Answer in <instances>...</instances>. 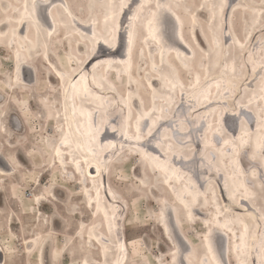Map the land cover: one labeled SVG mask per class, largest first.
<instances>
[{"label": "rangeland", "instance_id": "obj_1", "mask_svg": "<svg viewBox=\"0 0 264 264\" xmlns=\"http://www.w3.org/2000/svg\"><path fill=\"white\" fill-rule=\"evenodd\" d=\"M149 1L152 2V0L143 2L145 12H141L140 0H126V3L119 1L116 7L118 19L131 28L134 27L132 23L136 20L139 30L143 31L142 39H138L139 34H135L137 46L135 50L133 49L135 65L130 69L132 72L128 69L127 61V50L130 46L122 51V57L113 59L108 56L99 59L94 67H89L98 51L97 43L95 54L88 55L92 46L91 31L94 26H98L106 14L100 0H65L75 16L92 27L87 29L84 37L76 33L83 37L81 41L75 36L69 43L63 38L64 28L59 27L57 34L47 43L48 50L45 56L42 54V49L37 53L35 50L34 59L29 61L31 64L22 72L25 77H29L31 76L29 69H35V81L31 77L27 80V84L17 82L14 51L0 48V152L13 165L11 174L6 177H1L0 174V243L7 251V264H85L87 260L88 264H94L101 259L98 247L91 239L77 237L80 229L83 230L84 236H87L88 226L100 222V219H96L98 208L94 213L90 206L86 207V201L82 197L83 183H80L75 176L72 177V174H67L58 168L52 156L56 141L60 139L62 130L69 123L67 119L70 117L69 113L73 112L74 117L76 115L75 106L70 98L72 96L67 95L66 90L72 85L76 76L84 74L92 83L98 82L102 84V88L107 89V91L103 90L104 94L101 95L104 98L106 96V105L94 111V113L99 111L97 114L99 122L103 127L118 131V134H123L127 138L136 141L148 139L158 129L163 118L171 120L182 109L181 117L166 126L161 131V141L154 143V145L159 143L162 145L157 151H151L148 155L157 156L156 159L168 166L171 164L170 158L175 156L195 160L191 169L194 170L193 173L197 178L199 176V179H202L199 186L202 184L205 196L204 204L199 206L201 212L193 211L192 217L190 211L192 207L189 209V206H184L178 201L167 183L166 176L160 171L161 167L149 160L147 152L141 154L142 149L139 145L123 147L124 142H120L121 138L118 134L107 136V138H115L104 143L100 148L98 161H103L108 151L112 150V152L107 158L108 168L105 164L98 178L100 180L97 185L98 194L107 191L112 200L119 199L121 202L117 203L118 208L108 206V210L116 226L115 229L117 230L118 227L122 229L123 238L129 242L131 250L128 259L125 243L115 239L113 243H109L115 249L114 257L109 264H177L178 259L176 260L175 257L177 243L180 254L185 252L186 247L179 240L175 244L171 229L167 231L165 228V224L170 228L167 220L170 203L176 207L179 230L194 248L191 254L192 264H213L214 260H211L204 247L205 235L210 231V227L219 230L220 226L216 221L220 217L222 220L229 218V222L232 220L229 224L232 228L228 226L227 229L219 230L226 235L230 243L231 250L226 259L227 264L245 262L262 264L264 261V220L262 222L256 220L253 225L246 215L239 216L229 212L220 183L231 193L230 197H234L233 200L237 205L247 197V194L238 190L235 193L231 179L226 175L222 177L212 170L214 165L217 168H219L217 165H220L221 169L224 167L228 172H233L235 164L232 158L237 155L247 168L251 181L255 183L253 189L255 200L250 203L258 210L259 218L264 219V195H261L260 191L261 169L258 164L249 162L250 150L245 154L242 153L249 145L245 144L246 142L243 144L247 137L245 133L248 134V143H250V134L253 135L254 143L258 146L264 140V96L262 95L264 93V0H209V2L187 0L188 16L178 13L184 22V35L192 46L188 47L192 55L187 59L186 68L182 69L176 65L172 71L158 67L162 66L159 64L158 53L149 44L148 38L152 33L147 36L146 27H154L153 4ZM204 7L209 13L198 17ZM213 8L216 9L217 27H220L218 28L221 36L220 49H217L216 45L215 48L213 47L208 27ZM123 9L126 11L128 9L126 19L123 18ZM166 15L164 12L166 29L164 38L170 42L174 37L175 28L170 16L167 15L166 18ZM56 16L58 18L62 15L59 13ZM133 16L136 18L133 19ZM45 20L43 18L42 22L46 24ZM198 29L199 39L195 38L194 34ZM126 32H129L128 28ZM122 36H125L124 32ZM97 39L99 41V38ZM80 42L82 46L79 45ZM2 44L3 42H0V47ZM109 60H112V64H108ZM171 62L174 64V59ZM58 68L62 70L71 68L66 82L58 81L52 75V69ZM155 78L165 80L172 78L170 82L176 81L178 87L175 85L171 92L165 90L162 84L153 89L152 82ZM110 92L113 93L106 95ZM136 99H138L137 106H135ZM217 100L220 102L211 108L202 109ZM242 108L255 110L257 118L253 120L250 114L244 115ZM147 109H150L149 115L145 112ZM230 114L233 116L229 117ZM142 115L151 118L145 134L137 131L138 122L139 125L144 124ZM227 117L235 121L236 129L226 123ZM252 120L255 122L253 130L249 123ZM70 124L72 128L75 125L72 121ZM58 127L60 133L57 132ZM214 127L216 129H213ZM176 128L186 134L183 139L177 138L176 141L181 142L182 145L179 148L173 140ZM212 130L214 134H211ZM250 130L251 133H248ZM77 132L79 133L78 130ZM216 132L224 135L225 138L235 136L233 139V143L237 144L235 150L222 156L219 148L206 143V140L209 137L213 138ZM233 143L228 145L229 148L233 147ZM263 143L264 141L259 146L261 149ZM202 145L205 150V160H202L201 156ZM167 146L169 149L166 148ZM211 152L217 157L215 164L209 161L208 154ZM90 156L93 157V154L90 153ZM92 157H88V160H92ZM13 159L20 167L13 164ZM221 159L225 164L221 163ZM84 165L87 166L86 161ZM108 172L112 178L108 179L109 175H107L104 180V173L109 174ZM45 187L52 188L58 198L67 195L66 189L78 190L75 199L78 200L82 211L77 213L71 226L66 228L61 222L55 228L56 219L52 218L51 205L43 199L37 202V197L42 194ZM58 190H61V193H58ZM114 194H117L118 198ZM117 214L120 218L116 221ZM241 219L251 223L252 234L249 235L247 246L240 240L241 228H235L234 225ZM172 229L175 232V229ZM170 232L173 237L169 235ZM30 240L35 242L28 243ZM216 245H219V252L222 255V239ZM123 246L125 248L119 263V252Z\"/></svg>", "mask_w": 264, "mask_h": 264}, {"label": "bare ground", "instance_id": "obj_2", "mask_svg": "<svg viewBox=\"0 0 264 264\" xmlns=\"http://www.w3.org/2000/svg\"><path fill=\"white\" fill-rule=\"evenodd\" d=\"M100 1H101L100 3L102 4L104 10L106 11V14L103 17V19L98 23V26L97 25L94 26V29L91 31V35L95 33L96 37L99 38V42H98V47H97L98 51L94 55L92 62L89 64V67L91 66L94 67L99 59H103L108 56H111L113 59L122 57L123 56L122 51L126 50L125 48H127V46H130L129 48L130 51L127 50V53H128L127 61H128V66H129L128 69L129 70L131 68L133 69V66L135 65L134 60H133L134 50L136 49V46H137L136 45L137 37H135V34H139L138 39H140L143 31L139 30L136 20L134 23H132V26H134L136 29L134 31V27L131 28L129 26H126L122 20L117 18V14H118L116 11L117 4L119 1L126 3V0H100ZM140 1H141V4H143L144 0H140ZM186 1L187 0H152L151 3L149 1L150 4H153L152 5L153 7L152 16L154 15L153 17L154 27L152 28L150 26L149 28L147 26L146 33H147V36H149L152 33L151 34L152 36H149L148 38L149 44H151V47L154 48L155 51H157L159 61H160L159 64L162 65L158 67H162L163 70L168 69L172 71L176 65L182 69L186 68L185 65L188 61L187 59L189 55H192L188 49V47L191 48L192 46L188 42L186 36L184 35V32H185L184 22L182 21L178 13V12H181L183 15L187 14L188 7L186 5ZM205 2H209V0H205ZM32 3H33V0H0V42H3L0 48L2 50L7 49L8 51H11V50L14 51V58L16 61L15 75L18 76L17 82L21 84L23 83L27 84V80L31 77L35 81L36 79L35 69L33 68L29 69L30 75H31L29 77H25V75L22 74V72L25 71V68L27 65L31 64L29 61H32L34 59L33 52H35V50H37L36 51L37 53L38 51H41L42 49L43 51L42 54L45 56L48 50L47 43L50 39L52 40V37L55 34H57V30L59 29V27L62 26V28H64L65 33L63 35V38L67 40V43H69L70 39L74 38L75 36L78 37L81 41L84 35H86L85 33L87 29L92 27L88 23L81 21L77 16H75V14L72 12L70 8V5L67 2H65V0H35L36 7L34 11L31 8ZM25 4L29 5L27 10L24 8ZM157 5H159V7H157ZM44 9H45V12H43ZM127 11L123 9L124 19H126L127 17ZM142 11L145 12V7L141 8V12ZM164 12H166V14L170 16V18L172 19L174 23L175 30H174V37L171 40L172 43L171 41L169 42L164 38L165 33H166V29L164 26L165 19H163ZM59 13H61L62 16L57 18L56 14H59ZM208 13L209 11H207L206 8L204 7L202 11L200 12V14H198L197 16L199 17V15H202V14L207 15ZM215 15H216V9L213 8L211 20L209 22L208 27H209V32L211 35L210 38H212L211 42H212L213 47L215 48V45H216L218 46L217 49H220L219 46H220L221 36L219 35L220 31L218 30V28L220 27H217V23H216L217 18L215 17ZM135 16L137 17V12ZM168 16L166 18H168ZM43 18L44 20L46 18L45 20L46 24L42 22ZM166 22L168 23L170 21H166ZM114 23L117 28V31L115 33L116 45L114 47L109 48L108 45L104 43L103 38L107 36L108 39L111 41L112 37L109 33L111 32V29ZM127 28L129 29V32H126ZM133 31H134V35H133ZM198 31L199 29L194 32L195 38L197 39H199ZM123 32L125 34L124 37L122 36ZM76 33H79L83 37L79 36ZM129 33H131V45H129L128 43ZM79 45L82 46L83 44L80 42ZM195 45L197 44L195 43ZM172 59H174V64L171 62ZM109 61H111V63H108V64H112V60H109ZM52 72H53L52 75L54 76L56 80L66 82V78L68 77V74L71 72V68L64 69V70L59 69V68L56 70L52 69ZM130 72L132 71L130 70ZM77 78H79L78 81H76ZM171 79L172 78H170V80ZM170 80L155 78L152 82V88L155 89L157 85L162 84L164 85L165 90H167L168 92H171L175 88L176 81L170 82ZM68 81L70 82L71 79ZM74 82H75V85L73 86ZM73 83H71L72 85L69 86L68 90H66L67 91L66 94L67 95L71 94L70 96H72L70 98H72V102L75 106L76 115L74 117L73 112L69 113L70 117L67 118L69 123L62 130L60 139L56 141L52 156H54V159H55L54 162L58 166V168L64 170L65 173L67 174H72V177L75 176L77 180L79 179L80 181L82 180L85 181L83 183L84 185L81 184L84 187L82 197H84L86 201V207L90 206L91 210L94 213L98 208L96 219L97 218L100 219L99 220L100 222H95L88 226L87 236H84L83 230L80 229L78 231L77 237L79 238L84 237L85 239H91L98 247L101 259L100 260L98 259L99 261L94 262V264H109L111 258L114 257V253H115L114 246L109 245V243L111 242L113 243L115 239L117 240L120 239L122 242L125 243V247L127 248L128 259H129L131 255V250L129 249V242L123 238V232L120 227H118L117 230L115 229L116 226H114L113 219L108 210V206H113L115 207V209L118 208L117 203L118 202L121 203V202L119 201V199L112 200L109 194L107 193V191L105 193L104 191H101L100 194H98L99 190L97 188V185L100 181L98 180V178L101 175V170H103V168L105 167V164H106V167L108 168L107 158L112 152V150L108 151L105 154L104 160L98 161V158L101 152L100 148L104 146V143H107L109 142V140L115 138V137L107 138V136L110 137V135L115 136L118 134V131L117 132L111 131L109 127H103V125L101 124V122H99V119L97 118V114L99 111L94 113L95 110L102 109L104 108L103 106L106 105V96L104 98L101 95L104 94L102 91L103 90L107 91V89L105 87L102 88V84L98 82L92 83L91 79L85 74L82 76L80 75L76 76L75 79L73 80ZM201 88H203V85L201 86ZM112 93L113 92H110L106 95H110ZM262 95L264 96V93ZM219 102H220L219 100L214 101L211 103V105L209 104L207 106H204L202 107V109L204 108L209 109L213 105ZM137 103H138V99L135 100V106H137ZM149 110L150 109L145 110V112L148 113V115L150 113ZM181 110H179L177 115L171 120L169 119L166 120L163 118L160 121V125L158 129H156L153 135H150L148 139H145L143 141L142 140L136 141L135 139H130V138L125 137L123 134H118V136L121 138L120 142L121 141L124 142L123 147H126L128 145H139L142 149L141 154H144L145 152H147V155L148 154L150 155L151 151H154V152L157 151L159 146L162 145V143H159L158 145H154L156 141H159V140L161 141V136H160L161 131L164 128H166V126H169L170 124L175 122L179 117H181V114H182ZM242 112L244 115L250 114L253 120L257 118L255 117L256 114L254 113L255 110L252 111L248 108H244V109L242 108ZM243 114H241V116H243ZM148 115L146 117L142 115L143 116L142 119L144 121V124H140V125H143L142 127H140L139 122L137 124V128L139 129V132L142 134H145V132H147V129L149 126V122L151 118L148 117ZM231 116H233V114L229 115V117ZM263 117H264V111H263ZM253 120L249 121L250 125L252 126L251 128L252 130L254 129L253 126L255 125V122H253ZM70 121H72L73 124H75L73 128L70 124ZM226 123H228L230 127L235 128L234 120L227 117ZM223 124L224 123L222 121V124H221L222 132L224 131ZM127 126L130 127V125H127ZM198 126H199V123H198ZM59 128L60 127H58L57 132L60 133L61 131ZM213 129H216V128L214 127ZM77 130L79 131V133L77 132ZM174 130L175 131L173 135L174 136L173 140L176 141L178 139H183V137L186 136V134L181 132V130H179L178 128ZM252 130H250L248 133H251ZM211 134H214V130H212ZM245 134L248 137V134L247 133ZM75 136H76V139L74 140ZM249 136H250L249 137L250 143H248L249 139H247V137L246 139L244 138L245 141L243 140L244 141L243 144L246 142L245 144H249V145L243 149L242 153L245 154L247 153V151L249 150L251 151L248 160L249 162L253 164H258L260 166V169H261L260 181H264V157H262V153H264V146H262L263 147L262 149L259 147L260 144L262 145V141L264 140H262L258 146V144L254 143L253 135L250 134ZM234 137L225 138L224 135H221L219 132H216L213 138L209 137L206 140V143L208 142L209 145L219 148V151L221 152L220 154L224 156L225 154L227 155L228 152H231L234 148H236L237 144L233 143ZM180 143L181 142L176 141V143L174 144L177 145L176 146L177 148H179L182 146ZM232 143H233V147L229 148L228 145ZM224 147L225 149H223ZM166 148L169 149V146H167ZM117 150H118V147H117ZM57 152H59V155H57ZM204 152L205 150L203 149V145H202V155H201L202 160H205ZM90 153L93 154V157L90 156ZM81 154H83V156ZM149 155L147 156V157H150L149 160L153 164L157 165L158 167H161L160 171L162 172V174L164 173V175L166 176L167 183L169 184V187L171 188V190H173V193L175 194V196H177V198L179 199L178 201L184 206H189L188 207L189 209L192 207L190 211H191V216L193 217L194 216L193 211L195 210L196 211L198 210V212L200 211L199 206L204 204L203 200L205 197L203 195L204 190H203L202 184L199 186V183L201 182L202 179H199V176L197 178L195 176V173H193L194 170L191 169L193 167L195 160L186 159L181 156L179 157L175 156L174 158L171 157L172 159L170 158L171 164L170 166H168V164H164L161 160L156 159L157 156H149ZM208 155L210 158L209 161L215 164V161L217 160L215 153L211 152ZM88 157H92V160H88L89 159ZM232 159L235 164L233 166L234 168L233 172H228V170H225L224 167L223 169H221L220 165H217L219 168H217L214 165V167H212V170L213 172L219 174L222 177L223 175H226L229 179H231V183L235 186L233 191L235 193L237 192V190L241 191L242 193L245 192V194H247V197L243 198L240 204L237 205L235 201L233 200L234 197L233 198L230 197L231 193H229V191H227V189L220 183L221 190L223 193V198L226 201V208L229 212H233L235 215H239V216L246 215V217L249 218V221L253 223V225L257 221L262 222L264 219L262 217L259 218L258 210L250 203V201L253 202L255 200L254 190H253L255 183L251 181V178L248 176V173H247V168L241 163L239 157H237L236 155ZM7 160L8 159L5 157V155L0 152L1 177L8 176L10 171L13 168L11 161H7ZM84 160L86 161V164H87L86 167L84 165L85 163ZM221 163L222 164L224 163L223 159H221ZM77 165H79V171L77 170ZM2 167H6V168L3 169ZM176 170L177 172H175ZM108 173L109 174L104 173V180L106 179L107 175H109L108 179L112 178V176L110 175V172ZM233 173L235 174L234 176H233ZM91 183H93L94 185L93 184L91 185ZM57 192L61 193V190H58ZM114 195H116V197L118 198L117 194H114ZM171 197L173 196L171 195ZM190 202L192 204L189 205ZM121 206L123 207V203ZM176 213H177L176 207L174 206V204L170 203L167 209V220L169 222L170 228L168 224H165V228L167 229V231H170L171 229L174 237L172 236L171 232L169 233V235L173 237L172 239L175 244L177 243V240H179L186 247L185 252L183 254H180L178 250V243H177L176 245L177 250L175 251L176 260L178 259L177 264H192L193 257L191 254H193L194 248L191 247V244L189 240L185 237L184 233H182L179 230L180 223H179V220L177 219L178 213L177 214ZM119 218L120 216L118 215L116 218V221ZM228 219L229 218L222 220L221 217L217 219L216 222H218L220 226L218 227L219 230H221L222 228L227 229L229 224L232 223L231 222L232 220H230L229 222ZM244 219H241L238 224H234V225H236L235 228L237 227L238 229L239 227L241 228L242 232L240 233L239 237H240V240L244 243L243 245L247 246L248 241H249V235L252 234V230H251V223H249V221H245ZM60 224H61V221L59 219H56L54 222V227L56 228ZM230 227L232 228V226H229V228ZM172 228L175 229V232L173 231ZM219 230H216L215 228L210 227V231L205 235L204 247H205L206 252L210 256L211 260L212 259L214 260V261L212 260L213 264H215L214 262H216V264H227L226 259L228 255L230 254V250H231L229 249L230 243L228 242V238L226 237V235L222 231H219ZM233 231H235V229ZM220 239H222V244H223L222 246L223 254L222 255L219 252V245H216L219 243ZM33 242L35 241L30 240L28 243H33ZM237 242H239V239ZM125 247L123 246L122 250L119 252L120 254L119 263L121 262V257L123 255V250ZM0 256H2V261H0L1 264L3 263L7 264L8 254H7L6 249L1 243H0ZM221 257L223 260L221 259ZM87 264H88V260H87ZM244 264H246V262Z\"/></svg>", "mask_w": 264, "mask_h": 264}, {"label": "snow or ice", "instance_id": "obj_3", "mask_svg": "<svg viewBox=\"0 0 264 264\" xmlns=\"http://www.w3.org/2000/svg\"><path fill=\"white\" fill-rule=\"evenodd\" d=\"M29 7L28 4L24 5V8L27 10ZM36 7L35 0H33V3L31 5L32 10L34 11ZM121 7H124V5H121ZM141 8L144 7L143 4L140 5ZM159 7V5H157ZM136 17L133 16V19ZM107 23V21H106ZM117 31L115 23L112 26L111 32L109 33L112 37L111 41L108 39L107 36H105L104 43L108 45L109 48L115 46V33ZM98 39L96 37V34L93 33L92 35V46L91 49L88 53V55H93L95 54L96 51V44L98 43ZM129 45H131V33H129V40H128ZM130 51V49H129ZM108 63H111V61H107ZM63 78V77H61ZM139 131V129H137ZM57 155H59V152H57ZM262 157H264V153H262ZM13 164L16 167H20V165L13 159ZM77 170L79 171V165H77ZM85 181H80V183H84ZM67 195H61L57 196L50 187H45L42 194L37 197V202L40 200H46L50 205H51V214L53 219H59L63 225L67 228L71 226L75 219L76 215L79 211H82L79 207V202L75 197L77 196V191L78 190H71V189H66ZM260 191L261 195H264V181L260 184ZM85 264H87V261H85ZM262 264H264V261H262Z\"/></svg>", "mask_w": 264, "mask_h": 264}, {"label": "flooded vegetation", "instance_id": "obj_4", "mask_svg": "<svg viewBox=\"0 0 264 264\" xmlns=\"http://www.w3.org/2000/svg\"><path fill=\"white\" fill-rule=\"evenodd\" d=\"M13 55V54H12ZM20 78H21V76H20ZM22 86H24V85H22ZM25 87H29L28 85H25ZM0 98H1V96H0ZM24 155V154H23ZM6 157V156H5ZM26 157H27V155H26ZM7 158V157H6ZM8 159V158H7ZM7 161H10L9 159L7 160ZM13 172V168H12V170L10 171V173L9 174H11Z\"/></svg>", "mask_w": 264, "mask_h": 264}]
</instances>
